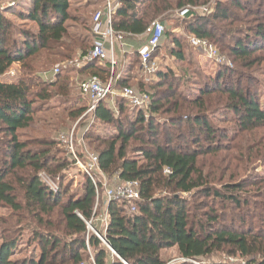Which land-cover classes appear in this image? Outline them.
Returning <instances> with one entry per match:
<instances>
[{
  "label": "trees",
  "instance_id": "trees-1",
  "mask_svg": "<svg viewBox=\"0 0 264 264\" xmlns=\"http://www.w3.org/2000/svg\"><path fill=\"white\" fill-rule=\"evenodd\" d=\"M17 1L0 9V207L16 219L0 224V264H168L162 252L174 248L200 263L225 255L264 264V174L254 167L264 165V96L252 90L260 85L254 72L264 63V0H121L113 18L117 34L146 36L161 19L173 26L164 39L178 62L193 63L184 35L176 32L184 28L187 38L206 39L234 65L219 66L215 78L200 82L189 69L181 76L159 66L150 83L138 77L137 90L151 101L147 114L121 97L99 104L85 142L110 180L137 182L141 198L135 213L123 201L107 204V230H96L103 241L86 223L98 228L89 179L82 196L68 197L62 188L53 194L39 175L62 185L72 168L61 142L47 132L68 134L87 110L73 75L107 82L111 65L78 67L93 47V18L73 8L76 0H33L21 13ZM200 7L207 13L177 16ZM70 23L87 35L73 34ZM160 50L161 44L154 59ZM17 64V79L4 81ZM129 66L144 75L138 54ZM55 68L60 73L45 81L42 73ZM126 70L118 88L131 87L122 77ZM183 82H191L188 93ZM55 110L61 112L44 118L52 130L39 128V115ZM26 233L37 249L15 259Z\"/></svg>",
  "mask_w": 264,
  "mask_h": 264
},
{
  "label": "built area",
  "instance_id": "built-area-1",
  "mask_svg": "<svg viewBox=\"0 0 264 264\" xmlns=\"http://www.w3.org/2000/svg\"><path fill=\"white\" fill-rule=\"evenodd\" d=\"M101 2L102 5L99 10L96 11L92 20V35L94 36L93 47L88 55L84 57L83 62L78 63V67L82 64L94 61L109 62L112 69V75L107 82L101 81L98 77H91L80 84V94L87 102V110L72 130L61 137L60 141L68 153L73 168L81 170L82 172L84 171L83 173H85V176L92 184L95 190L97 203L101 197L105 198L106 216L108 215L107 204L113 201H123L128 203L130 206L129 209L135 213L137 211V203H139L141 199L139 185L137 182L121 180L112 184V181L108 179V176L100 168L98 156L87 146L84 135L93 125L94 113L99 104L103 101L121 97L130 105L146 114L149 112L151 101L148 94L140 92L137 89H132L129 86L121 88L117 87L120 74L118 76L114 75L118 65L115 54L117 51H120L123 54L128 52V45L125 43V37L121 34H117L113 28V18L121 5V0H101ZM207 11L208 7L186 8L182 12H179L177 16L185 19L196 14L207 13ZM165 34L166 26L164 23L160 21L153 22L147 30L144 46L138 51L145 83H150L157 72V58L154 59L153 54L162 43ZM188 40L191 47L208 55V58L216 66H233L230 63H226L225 58H223L218 49L214 47L215 45L206 39L191 36ZM11 73L12 71H9L6 76L11 77ZM59 73L60 70L55 68L54 70L42 73V78L45 81H52ZM83 120L87 122V125L83 134L80 135L78 125ZM39 177L42 183L47 186L53 194L59 193L60 186L53 177L44 172H42ZM102 223L104 224V230L106 231L108 227L107 217ZM94 232L98 238L103 241V238L96 232V230ZM181 260L182 262L191 264H205L184 258ZM230 260L233 264H247L245 261H239L237 259L231 258Z\"/></svg>",
  "mask_w": 264,
  "mask_h": 264
},
{
  "label": "rangeland",
  "instance_id": "rangeland-1",
  "mask_svg": "<svg viewBox=\"0 0 264 264\" xmlns=\"http://www.w3.org/2000/svg\"><path fill=\"white\" fill-rule=\"evenodd\" d=\"M76 1H77V3H74L73 8L76 9V10H78V9L81 10L82 9L85 12V13H83L84 16H86V18H89V20L94 17L96 11L99 10V8L102 5L101 0H76ZM18 3H19L18 4V12L21 13V12H28L29 10H31V8L33 7V3L34 2H33V0H18ZM23 4L25 5L24 7L22 6ZM235 12H239V11L235 10ZM239 14L243 15L245 13L244 12H239ZM157 21L162 22L161 19H157ZM16 23H18V21ZM227 24H229V23H225L224 25H227ZM164 25L166 26V28H169V29L172 28L173 29V26L171 25V23H170V25H169V23L168 24L164 23ZM70 27H71L70 31L73 34H77V36H79V37L84 38L87 35V33L79 25H73V23H70ZM176 32L182 33L184 35L183 38L185 39V42L187 43L188 48H190L189 55L191 56V59L193 60V63L190 64L188 62H184V63L178 62L176 60V57H173V55H172L171 43L164 39L162 41V43H161L160 53H159V55L157 56V59H156V62L158 63V66L160 68H162V69H165V68H168L170 70L172 69L175 74L181 75V76L183 74L182 73L183 70L189 69L190 73H194V75H192L193 76V80H195L197 78L196 80H198V82L203 80L202 76H207L206 78H209V79L215 78L217 72L219 71V67L216 66L208 58V55H206L205 53L200 52L198 50H195L193 47H191L190 43L188 42V38L186 36L184 28H182L180 30H176ZM90 42L92 44L94 42V36L93 35L90 38ZM214 47H216L218 49L220 55H222L223 58H225L226 63H230V64L234 65L233 61L230 60L229 58H227L226 55L223 54L219 50L218 46L215 45ZM131 59L132 58L129 57V59H128V67H127V65L124 66V68L126 67L127 71L129 70V67H130L129 65L131 63ZM67 67H69L67 64L62 66V68H67ZM257 69L258 70H256L254 72V74H255V77L257 78V80L259 81L260 85H254L252 87V90H256V89L258 90L259 89V91L261 92V96H264V63L261 65V67H259ZM19 70H20V66L18 64L13 66L9 70V71H12L13 75L11 73V77L2 76V78L4 77L3 80L6 81V82H12V81L14 82L17 79V76L19 75ZM118 72H119V69H117L115 71L116 75L117 74L119 75ZM72 79L75 82V85L77 84L76 85V86H78L77 88H79L80 84L84 80L81 76H76V75H73ZM190 83L183 82V84H182V89L183 90L185 89L187 93H188V90H191ZM130 86H131L130 88L135 89L132 85H130ZM190 94H191V96L195 97L198 94V92H196V93L192 92ZM261 102L264 103V98L262 99ZM54 112L59 113L61 111L60 110H55L52 113H46V115L45 114H40L39 115V119H43L41 123L38 120L39 128H41L43 125H46V128H47L48 131L52 130L53 127H49L48 123H44L45 122L44 118L45 117L49 118V116L54 114ZM232 118H234V117L232 115H230V116H228L227 120H231ZM82 123H84V122H80L79 125H78L79 134L80 133L83 134V130L82 131L80 130V127H81ZM217 123H218L219 126H224L225 125V126L231 128L229 123H226V124H223L221 122H217ZM99 131H101V130H99ZM63 132H65V131L61 130V131H59L57 133L56 132H47V133H49L50 135L54 136V138H56V139H58L60 141V139H61V137L63 135L61 137L59 135L61 133H63ZM105 134H107V133H105ZM255 166L257 168L256 169V173L257 174H264V165H263V163H260V164L256 163L254 165V167ZM83 172L81 170L73 168V166H72V168H70L67 171V173L65 174L66 177L64 179H62V182H63L62 185L60 184V182H61L60 180L55 179L57 181V183L59 184V186H60V190H61V188L64 191L66 190V193H67L68 197L71 196V195L74 196V197L82 196L83 193H84V190H85V185H86L87 180H88V178L85 176V173H83ZM108 179H110V178L108 177ZM111 181H112V184H115V183H117L118 179L116 178V179L111 180ZM67 196H66V200L68 198ZM183 197H188V196L185 194V195H183ZM64 200H65V198H64ZM105 202H106L105 198L101 197L100 200L98 201V203L96 204L95 208H94V212L96 213V217L93 220H94V223H95L96 227H98V228H95L94 225H92V223L86 222L87 225H88L89 231L92 232L93 234H95L94 231L97 230V229H99V230L103 229L104 230V224L102 222H104V219L106 217H107V220H108V215L105 216V214H106L105 213V207H106V203ZM8 220L16 222V219L11 217V212L8 209H6L4 207H0V224H1L2 228H5L4 225H3V222L8 221ZM5 226L7 227L6 224H5ZM97 233L100 234V232H97ZM29 238H30V234L26 233L24 238H23V240L21 241L20 245L18 246V248L15 251V257H14L15 259L23 258L25 256H28L30 253H33V251L37 249V247H35L33 244H31V245L28 244ZM38 254H39V252L37 253L36 256H38ZM162 258L168 264H182L183 263L182 260H181L183 258H181V256L178 253V250L176 248L171 249V250L163 251L162 252ZM224 261L232 262L230 260V258L227 259V257L225 255H214V256H211L208 259V261L205 262V263L206 264H209V262H218L219 263V262H224Z\"/></svg>",
  "mask_w": 264,
  "mask_h": 264
},
{
  "label": "crops",
  "instance_id": "crops-1",
  "mask_svg": "<svg viewBox=\"0 0 264 264\" xmlns=\"http://www.w3.org/2000/svg\"><path fill=\"white\" fill-rule=\"evenodd\" d=\"M17 0H0V9L5 10L11 6L12 3H15ZM18 2V1H17ZM23 7L25 6L24 4L22 5ZM10 17V16H9ZM191 37V36H189ZM188 37V38H189ZM146 41V36L145 35H134V36H126L125 37V43L128 45V49L125 54L121 53L120 51H117L115 54L116 60L118 61V65L116 67V70L119 69V74L122 73V69L124 66L128 64V59L131 57V61L134 59V55L138 54V51L144 46ZM189 42V40H188ZM196 50V49H195ZM127 71V70H126ZM124 71V73L126 72ZM140 70L136 69H129L126 74H123L122 77L128 76L130 83L128 85H132L135 89H138L137 87V79L138 77H144V75H137V73ZM121 72V73H120ZM118 75V74H117ZM127 77V78H128ZM77 85V84H76ZM78 87V86H77Z\"/></svg>",
  "mask_w": 264,
  "mask_h": 264
},
{
  "label": "water",
  "instance_id": "water-1",
  "mask_svg": "<svg viewBox=\"0 0 264 264\" xmlns=\"http://www.w3.org/2000/svg\"><path fill=\"white\" fill-rule=\"evenodd\" d=\"M14 3H12L11 5H13ZM110 248V247H109ZM111 249V248H110ZM112 250V249H111ZM114 252V251H113ZM126 264V263H125Z\"/></svg>",
  "mask_w": 264,
  "mask_h": 264
}]
</instances>
